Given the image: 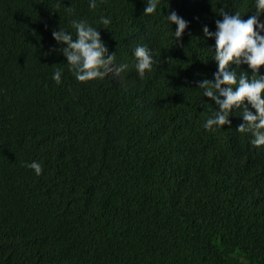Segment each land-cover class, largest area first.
Listing matches in <instances>:
<instances>
[{
	"label": "trees",
	"instance_id": "obj_1",
	"mask_svg": "<svg viewBox=\"0 0 264 264\" xmlns=\"http://www.w3.org/2000/svg\"><path fill=\"white\" fill-rule=\"evenodd\" d=\"M145 4L0 0V264H264V145L238 130L240 109L206 129L217 106L195 83L217 66L202 26L221 8L247 18L254 0ZM171 9L191 21L183 43ZM80 18L125 73L76 79L51 32L75 36ZM139 43L159 61L144 77Z\"/></svg>",
	"mask_w": 264,
	"mask_h": 264
},
{
	"label": "clouds",
	"instance_id": "obj_2",
	"mask_svg": "<svg viewBox=\"0 0 264 264\" xmlns=\"http://www.w3.org/2000/svg\"><path fill=\"white\" fill-rule=\"evenodd\" d=\"M98 0H88V6L97 8ZM160 0H146L144 13H156ZM255 11L247 18L239 11L231 12L221 8L220 16L215 19V28L205 23L202 26L206 38H214V60L216 70L211 77L203 76L195 83L203 90L205 97L217 106L209 116L204 127L210 131L225 125H232L233 109H240L243 122L238 125L241 132L252 134L251 143L264 145V0H254ZM69 12L72 8L69 6ZM167 22L173 26L176 43H183L185 30L191 23L176 9H171L165 15ZM100 22L107 27L111 23L110 15H101ZM75 36L72 31L60 25L52 28V37L61 45L59 49L65 57L68 68L79 81L103 79L110 73H125L129 65L117 62L116 51H110L102 37L101 28L93 26L87 19H73ZM190 31V29H189ZM135 68L140 77L150 72L158 58L153 55V49L146 43L135 46ZM170 59V58H169ZM247 65V69L241 67ZM242 69L239 73L237 68ZM63 69L53 72V79L62 81ZM251 73V75H249ZM37 175L44 172V166L39 160L25 162ZM242 264H248L246 258L240 257Z\"/></svg>",
	"mask_w": 264,
	"mask_h": 264
}]
</instances>
